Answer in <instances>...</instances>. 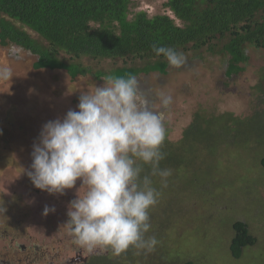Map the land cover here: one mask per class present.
<instances>
[{"label":"rangeland","instance_id":"obj_1","mask_svg":"<svg viewBox=\"0 0 264 264\" xmlns=\"http://www.w3.org/2000/svg\"><path fill=\"white\" fill-rule=\"evenodd\" d=\"M166 1L132 0L130 18L138 11L175 18ZM227 41L214 43L220 48ZM246 48L245 69L231 78L225 76V54L206 49L183 51L187 62L181 68L169 65L166 74L137 77L147 81L149 94L145 93L158 106L159 94L173 98L165 111L168 140L161 145L165 158L159 164L171 175L163 183L152 174L150 164L139 162L141 177L149 176L160 193L149 211L151 227L146 233L158 243L150 252L130 247L117 255L109 250L71 264H264V134L257 133L264 132V48ZM61 58L74 63L66 54ZM37 59L26 50L0 44V69L12 72V77L0 78V264H65L76 251L87 253L62 226L82 182L64 194L36 188L28 175L33 144L45 123L63 118L69 110L78 111L80 95L103 86L106 76L98 79L99 71L110 75L117 67L146 63L86 56L75 62L88 66L91 73L72 77L57 64L53 70L36 68ZM70 72L75 75L74 69ZM256 113L262 121L258 127L247 120ZM194 123L208 132L187 141L186 129ZM45 206L55 212L44 215ZM237 220L247 222L258 239L239 259L230 249Z\"/></svg>","mask_w":264,"mask_h":264},{"label":"clouds","instance_id":"obj_2","mask_svg":"<svg viewBox=\"0 0 264 264\" xmlns=\"http://www.w3.org/2000/svg\"><path fill=\"white\" fill-rule=\"evenodd\" d=\"M152 48L171 67L181 68L187 62L185 54L172 47L154 44ZM10 77L11 69H0V78ZM103 81V86L80 95L78 111L69 110L63 118L43 125L33 144L28 175L36 188L50 194H64L78 180L82 182L62 225L78 245L117 255L130 247L150 252L158 241L146 237L149 211L160 193L149 176L141 177L139 162L150 164L152 174L163 183L171 175L159 164L165 158L160 150L165 111L173 98L159 94L160 108L154 109L135 76L108 75ZM49 212L55 208L45 206L44 215Z\"/></svg>","mask_w":264,"mask_h":264},{"label":"trees","instance_id":"obj_3","mask_svg":"<svg viewBox=\"0 0 264 264\" xmlns=\"http://www.w3.org/2000/svg\"><path fill=\"white\" fill-rule=\"evenodd\" d=\"M131 3L132 0H0V44L36 55V68L53 70L57 64L72 77L91 73L88 66L75 62L86 56L146 62L143 67H117L111 71L112 76H117L118 71L122 72L119 76L126 71V77L155 70L166 73L169 64L163 55L156 56L154 44L178 52L206 49L224 53L227 75L231 77L245 69L242 64L249 60L247 45L264 48V0H167L165 6L175 18L168 13L149 16L146 11H138L130 18ZM224 38L228 41L217 48L214 42ZM62 54L74 63L65 62ZM51 62L53 66H49ZM103 76L108 75L97 73L98 79ZM259 117L256 113L247 120L258 127L262 124ZM203 132L208 130L194 123L186 130L185 140L197 139V133ZM261 164L264 167V158ZM233 228L230 249L232 256L239 259L244 249L254 246L258 239L245 221L237 220Z\"/></svg>","mask_w":264,"mask_h":264},{"label":"flooded vegetation","instance_id":"obj_4","mask_svg":"<svg viewBox=\"0 0 264 264\" xmlns=\"http://www.w3.org/2000/svg\"><path fill=\"white\" fill-rule=\"evenodd\" d=\"M167 72H168V68H167ZM166 72V73H167ZM151 73H159V74H162L160 71H158V70H155V71H151V72H149V73H146V72H141V73H138V74H136V75H134L136 78L140 75V74H146V76H149L150 77V75H151ZM165 73V74H166ZM225 76L226 77H228V78H231V77H229L228 75H227V68H226V70H225ZM149 79V78H148ZM139 80V82H138V84H139V89H140V91L144 94V96L148 99V101L150 102V106L151 107H153L154 109H159V107L160 106H158V103L156 102H154L153 103V99H151V94L150 95H146V93L148 92L147 91V89H149L148 88V84L146 83L147 81H142V80H140V79H138ZM146 87V90H142V89H144ZM145 91H146V93H145ZM147 94H149V92L147 93ZM155 98H157V96L155 97ZM191 126V125H190ZM189 126V127H190ZM187 130V129H186ZM168 139H167V136H164V141H163V144H165L166 143V141H167ZM20 245H21V247H22V249L23 250H27L28 248L24 245V244H21L20 243ZM104 251H106V252H108L109 250H102V249H100V248H96V249H94V250H88L87 251V253H84V251H83V249H80V251L78 250V251H76V253H77V255L76 256H78V257H72V258H69V260L68 261H64V263L65 264H67V262L68 263H77V262H79V261H86L85 259L86 258H88V257H90V256H95V257H99L100 256V254H102ZM24 252H26V251H24ZM75 253V252H74ZM50 256V255H49ZM55 256L54 255H52L51 256V258H54ZM82 263H84V262H82Z\"/></svg>","mask_w":264,"mask_h":264}]
</instances>
